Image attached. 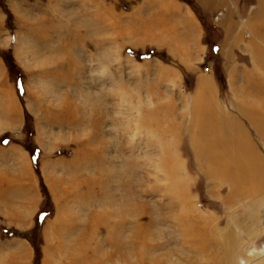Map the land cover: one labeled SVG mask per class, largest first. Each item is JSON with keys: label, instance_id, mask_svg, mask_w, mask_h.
Here are the masks:
<instances>
[{"label": "rangeland", "instance_id": "1", "mask_svg": "<svg viewBox=\"0 0 264 264\" xmlns=\"http://www.w3.org/2000/svg\"><path fill=\"white\" fill-rule=\"evenodd\" d=\"M186 1L209 46L180 0H0L13 15L10 28L0 6V264H32L15 250L40 240L24 230L41 179L54 207L41 264H264V191L225 199L191 112L200 100L264 154V0L211 16ZM171 5L187 17L159 13Z\"/></svg>", "mask_w": 264, "mask_h": 264}, {"label": "bare ground", "instance_id": "2", "mask_svg": "<svg viewBox=\"0 0 264 264\" xmlns=\"http://www.w3.org/2000/svg\"><path fill=\"white\" fill-rule=\"evenodd\" d=\"M51 56L52 55H50V57ZM261 87L264 89V86ZM212 90L213 87L210 88V91ZM261 91H263L264 93V90ZM203 104V102L201 103L200 100H197L191 108L193 122L195 121V119L197 120V123L194 125L195 127H197V135L203 137L207 141L205 143L206 147H202V150L200 152L202 156L205 154L204 157L207 160L206 166L209 172L221 179L223 190H226L225 186L229 188L228 195L225 199L228 200L231 197L244 199L243 197L248 195H259L262 190L264 191V154L257 151L253 144H246L244 147H242L240 144L245 143L244 137L243 135H235V128H233V125L229 124L227 132L222 130V125L220 126L218 118L216 120L213 118L210 108L207 107L204 113L201 114L200 106ZM254 123L258 127L260 133L262 130L261 134L264 137V122L259 120L258 122L255 121ZM245 129L246 126L241 125L237 129V132L240 133L241 130ZM215 183L217 184L218 182ZM230 201L233 204V199H231ZM260 201H264V197H262L258 201H254V203H258ZM251 207L252 214L255 216V214L258 213L259 210L255 209V207L257 206L254 207L253 204H251ZM254 251L255 250L250 251L249 254L253 255ZM260 252H262L264 255V250H260ZM242 263L246 264V262L244 261Z\"/></svg>", "mask_w": 264, "mask_h": 264}, {"label": "crops", "instance_id": "3", "mask_svg": "<svg viewBox=\"0 0 264 264\" xmlns=\"http://www.w3.org/2000/svg\"><path fill=\"white\" fill-rule=\"evenodd\" d=\"M153 1H155V0H152V4H153ZM180 1L183 2V3H186L187 5H189V6L192 7L195 15L197 16L198 20L200 21V23L202 25V28L204 29V26H203V24L205 25V22H204V19H203L204 17H202L201 15H199L198 12L194 10V7H193L192 4H190V2H187L186 0L185 1L180 0ZM218 1H219V5L220 6H223L224 0H196V3H197V6L200 8L201 12H203L204 14H207V15L211 16V14H213V13L215 14L214 8H216L218 6V5H216L218 3ZM154 4H156V3L154 2ZM145 7H146V5H145ZM173 7H174V9H173ZM172 11H174L173 12L174 16H171V12ZM159 13H161V14H163L165 16L176 17V18H181V19L187 17V15L184 14L183 9L182 8L180 9V7H178L176 5L167 6L162 11H159ZM213 18H214L215 22L217 23L218 19L216 18V16H213ZM188 19H190L189 18V15H188ZM237 28H238L237 24L235 26H231V34H233L234 31ZM202 44L204 46H206V45L209 46V44L205 41V29L202 32ZM237 110H238V112H240L239 109H237ZM44 200L45 199H42V201L36 207L35 215H34V220L35 221L32 222V225L30 224L31 226H28L24 230L25 232H32V233L35 232V236L36 235H39L38 237L39 238L40 237L42 238V244H41L42 252H43V248L46 246V241L48 242V239H47V237L45 235V231H46V229H48L51 226L52 220L54 218L53 216L47 218V220L42 225V229L41 230L40 229H37L39 227L37 226V220H36V217L35 216H37L38 212L41 210V208L43 206ZM77 236H78V233H77ZM20 238H21V248L18 247L15 250V252L16 253L22 252L21 254H23V256H25V257L29 256L30 260H32V264H34L35 263V254H36V251H35V247H34L33 243L29 239H27L25 236L24 237H20ZM36 239L39 240L38 238H36ZM27 243H28V246H27ZM61 245L63 247H66V246L71 245V243L69 244L68 241H67V242L61 243ZM41 261H42V259H41ZM40 264H41V262H40Z\"/></svg>", "mask_w": 264, "mask_h": 264}, {"label": "trees", "instance_id": "4", "mask_svg": "<svg viewBox=\"0 0 264 264\" xmlns=\"http://www.w3.org/2000/svg\"><path fill=\"white\" fill-rule=\"evenodd\" d=\"M182 1H185V0H182ZM0 6H2L3 10L7 13V16H8L7 24L11 28V24L13 21V17H12L13 15H12L11 11H10V9L6 3L0 2ZM195 8L200 9L196 6H195ZM16 66H18V65L16 64ZM20 90H22V89H20ZM24 130H25V133L29 135V140L33 142L34 146H36V144L34 143L35 129H34L33 123L30 122V120H28L26 122ZM7 136L8 135H5L4 138ZM29 140H28V142H29ZM25 146H26L27 150L31 153L33 160H34V163H35V167L38 170V168H39V165H38L39 155L41 153L39 147L36 146L35 147L36 149H34L33 147L30 148L28 143H26ZM41 187H42V191H43L44 196H45V200L43 202V206H42L41 210L38 212V214L36 216L38 227H40V225H43L44 222L47 220V218L53 216V214H54L53 201H52L50 194L47 191V188H46V185H45L43 179H41ZM37 229H39V228H37ZM30 240L33 243V245L35 247V251H36V257H35V263L34 264H40V261L42 258V249H41L42 238L40 237V240H37L36 238L30 239Z\"/></svg>", "mask_w": 264, "mask_h": 264}, {"label": "flooded vegetation", "instance_id": "5", "mask_svg": "<svg viewBox=\"0 0 264 264\" xmlns=\"http://www.w3.org/2000/svg\"><path fill=\"white\" fill-rule=\"evenodd\" d=\"M14 66H15V65H14ZM14 66H13L12 63H9V64H8V69H9L10 73H11V71H14V70H13V69L15 68Z\"/></svg>", "mask_w": 264, "mask_h": 264}]
</instances>
